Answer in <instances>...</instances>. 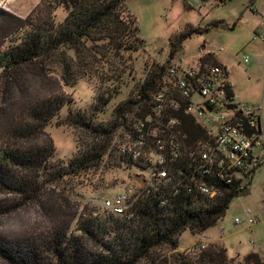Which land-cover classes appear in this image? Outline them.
<instances>
[{
    "label": "trees",
    "instance_id": "obj_1",
    "mask_svg": "<svg viewBox=\"0 0 264 264\" xmlns=\"http://www.w3.org/2000/svg\"><path fill=\"white\" fill-rule=\"evenodd\" d=\"M124 1L41 0L25 18L0 9V18L9 21L3 28V39L22 29L17 42L0 43V194L17 196L20 205L36 201L46 183L97 167L108 150L111 134L117 128L123 134L131 132V123H127L125 115L131 114L135 120L149 111V95L167 65L151 67L135 93L113 108L110 121L91 125L96 112H101L112 98L115 93L112 90L102 92L103 98L99 94L91 111L69 112L61 119L64 124L82 129L91 139L67 167L51 168L48 161L54 150L52 145L48 141L40 144L36 141L48 121L70 101L63 93L51 91L54 87L59 83L70 86L80 79L118 82L130 68L131 53L144 48L135 18L123 15ZM57 7L65 12L59 22L52 13ZM222 24L212 21L177 34L170 43V55L190 36L220 28ZM50 66L57 72L55 80L50 75ZM45 85L48 89L40 93ZM7 101L17 113L6 112ZM3 119L9 121L8 128L4 125L1 129ZM185 121L184 131L189 139L201 135L191 120ZM113 148L114 153L111 151L109 157L113 155L124 164L143 168L138 160L117 156L116 147ZM166 165L172 173L170 184L160 191L143 190L133 202L129 219L95 208L80 213L73 232H68V223L58 221L60 225L43 240L0 237V261L4 264H140L141 261L154 264L155 249L167 246L175 250L177 237L185 229L198 234L204 232L223 217L233 198L248 193L249 181L239 189L236 183L224 184L213 175L199 173H195L196 179L213 186L217 191L215 196L209 198L198 193L194 181L190 191H186V186L172 187L180 177L178 169L184 167L180 161ZM6 204L0 199V214L7 212ZM232 260L224 247L210 244L192 254L175 253L171 262L230 264ZM237 264H264V260L250 252Z\"/></svg>",
    "mask_w": 264,
    "mask_h": 264
},
{
    "label": "rangeland",
    "instance_id": "obj_2",
    "mask_svg": "<svg viewBox=\"0 0 264 264\" xmlns=\"http://www.w3.org/2000/svg\"><path fill=\"white\" fill-rule=\"evenodd\" d=\"M40 2L41 0H1L0 9L25 18ZM199 5H201L200 9L193 10L185 3L181 5L178 0L124 1L123 15L128 14L135 18L139 36L145 42L144 48L131 53L130 68L118 82L101 83L95 79H80L70 86L59 83L51 90L63 93L70 100L59 110L57 116L48 121L36 137L39 144L48 141L54 149L48 161L51 168L67 167L73 156L91 143V139L82 129L60 122L69 112L81 114L91 111L98 95L101 94L103 98L102 92L112 90L115 92L112 98L101 112H96L91 122L92 126L97 123L104 124L112 119L113 108L135 93V88L142 83L151 67L166 66L175 62L181 66H189L201 60V57L218 63L214 54L207 53V50H212L227 67L226 69L222 65L226 76L228 70L229 82L233 85L232 89L238 99L262 107L261 119L264 131V42L260 41V36L264 35V7L259 6L258 12H253L247 1L243 0L232 2L228 0L222 3L207 0L200 2ZM52 13L56 22L61 21L65 15L60 7L55 8ZM235 18L240 21H237L232 31L226 28H211L206 33L194 34L181 42L179 49L170 55V43L177 34L197 26L202 27L212 21H224L231 26ZM7 22L9 21L0 18L2 45L9 41L17 42L18 36L22 33V29H19L3 39V28ZM10 28L13 29L12 26ZM244 57H247V62L243 61ZM49 69L52 79H57L55 67L50 66ZM49 82L52 83L51 79ZM48 87L45 85L40 93L45 92ZM9 103L11 102L5 103L6 112L17 113L12 103ZM125 117L128 124L133 120L131 114ZM4 125L8 128L9 121L3 119L1 129H4ZM122 135L123 131L120 128L111 134L108 150L97 167L46 183L42 196L36 201L20 205L17 196L0 194V199L9 207L6 213L0 214V237L11 240L20 237L43 240L55 229V226L60 225L58 221L68 223V232H73L83 210L96 208L101 212L102 199H110L128 187L142 192L147 174L141 172L135 165L124 164L115 156H108L111 151L114 153L113 147L121 141ZM260 185L264 186V182ZM253 186L254 190H251L249 198L238 196L231 200L224 213L225 222L232 223L234 217H240L241 211L246 208L252 210L258 208L256 202L261 196V187L256 184ZM95 197L96 201L93 200ZM261 207L256 213L261 220H264V205ZM216 225L211 226V230L216 231L218 229ZM243 234L246 246H249L250 236L247 231ZM200 244H204L203 249H205L212 243L207 241L204 232L198 234L185 229L177 237L175 250L163 246L152 252L154 264H173L171 262L173 254L195 253ZM229 254L233 256L235 253L230 250ZM163 258L166 259L164 263L161 262ZM240 260L233 258L230 264H237ZM146 262L152 264L150 261H141L140 264H147ZM0 264L4 263L0 261Z\"/></svg>",
    "mask_w": 264,
    "mask_h": 264
},
{
    "label": "built area",
    "instance_id": "obj_3",
    "mask_svg": "<svg viewBox=\"0 0 264 264\" xmlns=\"http://www.w3.org/2000/svg\"><path fill=\"white\" fill-rule=\"evenodd\" d=\"M254 1L247 3L251 7ZM260 41L264 42V35ZM243 61L247 62V57ZM148 107L145 115L131 121V132L124 133L115 146L117 156L138 160L143 166L138 168L147 174L142 191H160L170 184L168 162L180 161L184 167L178 169L180 177L172 187L186 186V191H190L194 181L198 193L209 198L217 191L196 179L195 173L213 175L220 182L236 183L241 189L264 163L261 109L235 97L223 66L218 63H169L149 95ZM188 119L201 135L189 139L184 131ZM140 192L128 187L110 199H102L100 207L127 220ZM257 219L252 210L246 209L244 217H234L233 223L253 225ZM203 248L204 244H200L197 251Z\"/></svg>",
    "mask_w": 264,
    "mask_h": 264
},
{
    "label": "crops",
    "instance_id": "obj_4",
    "mask_svg": "<svg viewBox=\"0 0 264 264\" xmlns=\"http://www.w3.org/2000/svg\"><path fill=\"white\" fill-rule=\"evenodd\" d=\"M178 1L180 2L181 5L185 3L188 7H191L193 10L195 8L197 9L201 8V5H199L201 2L200 0H178ZM232 1L234 0H230V2ZM243 1L245 2L247 0H243ZM222 2L224 1L215 0V3H222ZM21 6H19V8H21ZM259 6L261 8L264 7V0L254 1L250 9L253 12H258ZM235 19L236 20L233 21L231 26H229V24L225 23L224 21H221L223 24H222V27L220 28H226V30L228 29L229 31H232L237 25V21H240V19L238 18H235ZM206 52L214 54V56L218 60V64L221 66L222 65L225 66V64L222 61H220V59L217 57V55L212 50H207ZM227 79L232 89L233 85L229 82L228 70H227ZM232 92L234 93L235 97L238 99V96L233 89H232ZM259 107L260 109L262 108L261 106ZM261 127H262V119H261ZM262 131H263V128H262ZM263 134H264V131H263ZM263 182H264V163L252 174L251 179L249 181L248 188H247L248 193L243 197L244 199L249 198L251 194V190H254L253 185L256 184L257 186L261 187V196L257 198V202H256L257 204L256 207H258L257 208L258 210H260L262 208L261 206L264 205V186L260 185ZM246 209H249V208H246ZM246 209L241 211L242 212L240 216L241 218L244 217V211ZM257 209L256 208L253 210L250 209L252 210L254 215L258 217L257 221L253 225H247L245 223L241 225H236L235 223H233V220H232V223L225 222L224 215H223V217L219 219L218 221H216V223L214 224V225L217 224L216 228L218 226V229L216 231L211 230V227H209L208 229L204 231V234L207 237V241L209 243L218 244L224 247L228 258L242 259L243 256L251 252V253H256L261 258V260H264V220H261L259 218V215L256 213ZM236 217H239V216H236ZM246 231L248 232V235L250 236L249 246H246V241H245L244 234H243V232H246ZM255 241L257 244H255ZM230 250L234 251L235 254L233 256L229 254Z\"/></svg>",
    "mask_w": 264,
    "mask_h": 264
},
{
    "label": "water",
    "instance_id": "obj_5",
    "mask_svg": "<svg viewBox=\"0 0 264 264\" xmlns=\"http://www.w3.org/2000/svg\"><path fill=\"white\" fill-rule=\"evenodd\" d=\"M201 2H205V1H207V0H200Z\"/></svg>",
    "mask_w": 264,
    "mask_h": 264
}]
</instances>
